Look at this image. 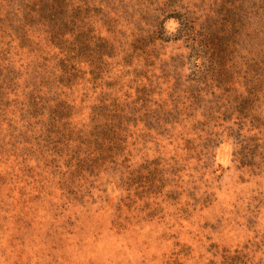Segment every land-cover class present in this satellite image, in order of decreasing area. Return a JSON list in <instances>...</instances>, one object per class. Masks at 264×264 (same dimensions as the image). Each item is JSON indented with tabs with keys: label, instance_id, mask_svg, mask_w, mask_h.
Segmentation results:
<instances>
[{
	"label": "rangeland",
	"instance_id": "1",
	"mask_svg": "<svg viewBox=\"0 0 264 264\" xmlns=\"http://www.w3.org/2000/svg\"><path fill=\"white\" fill-rule=\"evenodd\" d=\"M25 1L0 0V264H264V0Z\"/></svg>",
	"mask_w": 264,
	"mask_h": 264
},
{
	"label": "trees",
	"instance_id": "2",
	"mask_svg": "<svg viewBox=\"0 0 264 264\" xmlns=\"http://www.w3.org/2000/svg\"><path fill=\"white\" fill-rule=\"evenodd\" d=\"M36 1H38V0H36ZM39 2L40 3L32 2L31 4H29L28 3V0H26L25 1V7L28 8V9H30V10H35L36 7L39 6L37 12H40V14L43 13V12H45L46 10L53 11V9H51L49 7V4H48L49 2L48 1H46V0H39ZM51 6H53V3H52Z\"/></svg>",
	"mask_w": 264,
	"mask_h": 264
}]
</instances>
